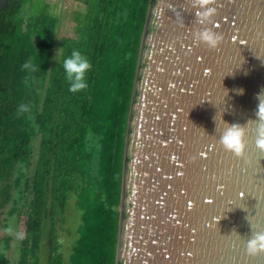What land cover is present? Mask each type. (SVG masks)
<instances>
[{"label":"water","instance_id":"95a60500","mask_svg":"<svg viewBox=\"0 0 264 264\" xmlns=\"http://www.w3.org/2000/svg\"><path fill=\"white\" fill-rule=\"evenodd\" d=\"M216 6L219 51L194 43L202 26L188 0H149L124 137L114 264H264V253H246L251 232H264V152L254 125L247 162L218 143L226 123L255 120L264 92V0Z\"/></svg>","mask_w":264,"mask_h":264},{"label":"trees","instance_id":"16d2710c","mask_svg":"<svg viewBox=\"0 0 264 264\" xmlns=\"http://www.w3.org/2000/svg\"><path fill=\"white\" fill-rule=\"evenodd\" d=\"M78 2L72 35H57L60 18L48 2L37 13H27L33 0H8L0 10V210L24 217L17 259L5 252L14 238L7 234L0 264L115 262L124 137L149 0ZM74 48L92 65L89 87L77 93L59 62ZM26 63L40 65L28 84ZM20 103L34 119L16 115ZM76 198L84 206L78 224L66 211ZM70 214L76 237L62 254L57 224L71 228Z\"/></svg>","mask_w":264,"mask_h":264},{"label":"clouds","instance_id":"9594fccd","mask_svg":"<svg viewBox=\"0 0 264 264\" xmlns=\"http://www.w3.org/2000/svg\"><path fill=\"white\" fill-rule=\"evenodd\" d=\"M191 8L195 9V22L202 27L193 32V41L195 44H203L209 50L219 51L220 45L224 42L222 33L214 30V17L218 14L217 0H188ZM207 25H213L208 27ZM63 68L64 78L69 85L68 90L77 93L86 90L89 87L87 73L92 65L88 58L79 50L73 49L67 57L59 61ZM23 68L28 70L25 77V84L32 79L31 73H35L40 65L24 64ZM258 105L254 112L255 120L249 119L246 124L239 123L227 124L222 131L218 143L224 151L231 153L238 159L246 160L247 135L249 126L254 125L251 131L255 136L256 148L264 152V92L257 94ZM17 116H23L26 119H34L32 108L29 103H20L16 109ZM202 155V154H201ZM195 159V157H193ZM221 219V218H220ZM219 219V220H220ZM218 220V222H219ZM251 228L252 225H251ZM5 231L11 232L12 229L6 228ZM246 253L255 257L264 253V232L252 231L250 238L246 241Z\"/></svg>","mask_w":264,"mask_h":264},{"label":"rangeland","instance_id":"374dc122","mask_svg":"<svg viewBox=\"0 0 264 264\" xmlns=\"http://www.w3.org/2000/svg\"><path fill=\"white\" fill-rule=\"evenodd\" d=\"M48 2V9L50 11H55L59 15V25L57 30V35H72L73 34V20H72V11L76 9H81L82 4L78 2V0H33V4H31L28 8L27 13H37L38 10H40L44 3ZM69 204V203H67ZM72 207H69L67 205L66 211H72V213L76 216L75 222H79L80 218V212L81 209L84 208L83 205L79 206L77 202V198L75 199ZM71 216V214L66 219V225H71V228H61L60 224H57L58 230V241L60 244V248L62 250V254H67L71 249V243L76 237V229L73 228L74 223L72 222L75 218V216ZM70 217V218H69ZM23 219L24 217H15V216H7L5 211L0 210V238L3 236L9 234L13 236V240L10 242V246L5 249V252L8 256H10L11 259L16 260L17 259V244L19 241V238L23 234ZM77 226V225H76ZM11 228V232L5 231L6 228ZM45 249V248H44ZM46 250H44L43 256H41V260L46 258ZM44 257V258H43Z\"/></svg>","mask_w":264,"mask_h":264}]
</instances>
